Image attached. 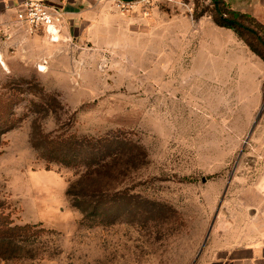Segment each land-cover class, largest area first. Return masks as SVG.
I'll return each instance as SVG.
<instances>
[{"label":"rangeland","instance_id":"rangeland-1","mask_svg":"<svg viewBox=\"0 0 264 264\" xmlns=\"http://www.w3.org/2000/svg\"><path fill=\"white\" fill-rule=\"evenodd\" d=\"M185 2L98 0L74 18L61 8L59 42L0 32V97L32 82L21 84L19 124L0 137V213L37 233L0 247V264H202L211 237L239 227L217 215L239 211V186L258 175L242 183V169H264V61L214 23L211 0ZM41 134L144 149L109 182V195L125 197L120 218L83 219L67 195L78 171L47 169Z\"/></svg>","mask_w":264,"mask_h":264},{"label":"trees","instance_id":"trees-1","mask_svg":"<svg viewBox=\"0 0 264 264\" xmlns=\"http://www.w3.org/2000/svg\"><path fill=\"white\" fill-rule=\"evenodd\" d=\"M211 1L214 23L234 31L250 51L264 61V24L248 14L233 10L224 0ZM203 14L196 12L195 17ZM21 84L30 86L32 82L23 80L20 85L12 86L13 92L0 97V137L20 122L15 118V110L20 103ZM40 137L44 144L41 155L47 169L59 165L78 171L80 178L69 188L67 195L83 219L120 218L125 197L121 191L109 195V182L124 175L126 169H135L147 158L144 149L118 136L90 138L71 134H41ZM34 229L35 226L29 225L14 226L4 213H0V247L8 250L16 242L35 238L37 233Z\"/></svg>","mask_w":264,"mask_h":264},{"label":"crops","instance_id":"crops-1","mask_svg":"<svg viewBox=\"0 0 264 264\" xmlns=\"http://www.w3.org/2000/svg\"><path fill=\"white\" fill-rule=\"evenodd\" d=\"M23 1L25 0H0V32L5 31L7 32L6 34L12 33V36L15 33L29 35L27 31H30L27 28L20 27L15 22L18 6ZM40 1L51 7L66 9L73 18L81 14V5L85 6V8H90L93 5L97 7L98 2V0ZM224 1L233 10L242 14H248L264 24V0ZM68 26L69 24L67 25V31H70ZM41 33L45 32L40 31L34 33L32 39L39 42L35 38L40 37L38 35ZM258 140H261L259 141L260 145L264 146V136L259 137ZM262 155L263 157L260 161H264V152ZM258 163L261 162H257L254 168L242 169L241 171L242 183L248 181L247 179L249 178L252 181L254 172L258 173V175L253 180L254 183L245 189H243V185L239 186L240 188L242 187L241 191L243 192L239 202H237L239 204V211L226 216L223 211L226 205L222 204L223 214L221 216L219 215L221 208L218 209L217 219H232L233 221L231 223L238 224L239 227L228 228V230L223 232L218 231L215 234L216 237H211L212 240H215V244L212 247L209 246L202 255V264H264V169L260 168ZM232 202L235 204L234 202L236 201Z\"/></svg>","mask_w":264,"mask_h":264},{"label":"built area","instance_id":"built-area-1","mask_svg":"<svg viewBox=\"0 0 264 264\" xmlns=\"http://www.w3.org/2000/svg\"><path fill=\"white\" fill-rule=\"evenodd\" d=\"M122 5H140L146 9L160 6L187 7L185 0H117ZM15 22L32 33L43 31L51 41L59 42L63 36L65 13L61 8L51 7L40 0H25L19 4Z\"/></svg>","mask_w":264,"mask_h":264},{"label":"water","instance_id":"water-1","mask_svg":"<svg viewBox=\"0 0 264 264\" xmlns=\"http://www.w3.org/2000/svg\"><path fill=\"white\" fill-rule=\"evenodd\" d=\"M261 117H262V111H261V112L259 113V115L257 116L256 121H255V123H254V126H253V128H252V130H251V132H250V134H249V137L252 135V133H253V131H254V128L256 127V125L258 124V122L260 121ZM210 233H211V229L209 230V234H208V236L210 235ZM208 236H207V239H208ZM207 239H206V241H205V244H206V242H207ZM205 244L203 245V247H202V249H201V251H200L198 257L201 255L202 250H203ZM193 264H194V263H193Z\"/></svg>","mask_w":264,"mask_h":264}]
</instances>
